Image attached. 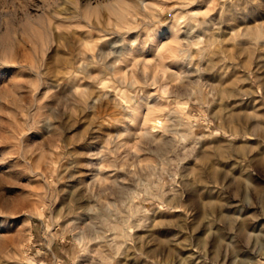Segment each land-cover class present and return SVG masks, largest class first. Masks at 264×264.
I'll list each match as a JSON object with an SVG mask.
<instances>
[{"label": "rangeland", "instance_id": "1", "mask_svg": "<svg viewBox=\"0 0 264 264\" xmlns=\"http://www.w3.org/2000/svg\"><path fill=\"white\" fill-rule=\"evenodd\" d=\"M0 264H264V0H0Z\"/></svg>", "mask_w": 264, "mask_h": 264}, {"label": "bare ground", "instance_id": "2", "mask_svg": "<svg viewBox=\"0 0 264 264\" xmlns=\"http://www.w3.org/2000/svg\"><path fill=\"white\" fill-rule=\"evenodd\" d=\"M151 132L155 133L157 130L163 128V122L160 119H155L154 121L151 122Z\"/></svg>", "mask_w": 264, "mask_h": 264}]
</instances>
